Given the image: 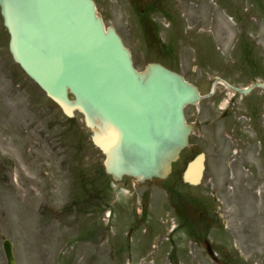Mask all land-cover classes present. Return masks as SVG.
I'll return each mask as SVG.
<instances>
[{
    "label": "rangeland",
    "instance_id": "1",
    "mask_svg": "<svg viewBox=\"0 0 264 264\" xmlns=\"http://www.w3.org/2000/svg\"><path fill=\"white\" fill-rule=\"evenodd\" d=\"M95 1L106 25L131 49L138 69L153 61L166 63L203 93L224 66L245 60L240 58L244 37L253 43L254 58L264 60V0ZM150 1L159 7L145 13L154 28L144 29V37L138 15ZM202 3L211 8L207 25L203 11L195 10ZM154 36L174 49L172 57L159 47L162 43L154 45ZM253 95L263 98L252 94L239 99L240 130L225 132L220 122L203 123L213 107L217 115L227 107L232 92L222 84L212 98L186 109L195 129L175 166L181 168L191 150L207 154L202 184L176 188L192 200L190 213L198 217L203 211L210 224L195 218V239L179 225L167 181L133 180L117 194L115 182L106 184L104 155L92 143L84 116L78 111L71 119L65 116L14 63L1 18L0 156L10 161L7 172L13 179L9 183L0 177V264H8L4 238L13 242L17 264H221L212 261L199 240L205 232L219 259L225 250L232 264H264V149L254 132L255 125L262 126L264 109L255 122ZM4 170L0 163L6 175ZM142 210L145 221L139 223ZM149 224H156L155 230ZM133 225L140 227L130 234L131 246L126 238Z\"/></svg>",
    "mask_w": 264,
    "mask_h": 264
},
{
    "label": "water",
    "instance_id": "2",
    "mask_svg": "<svg viewBox=\"0 0 264 264\" xmlns=\"http://www.w3.org/2000/svg\"><path fill=\"white\" fill-rule=\"evenodd\" d=\"M0 5L14 60L68 117L83 113L114 180L167 178L189 146L192 125L185 106L200 100L198 88L157 62L139 71L94 0H0ZM231 87L247 93L254 85ZM204 170L201 151L187 163L184 182L200 184ZM3 247L9 263L17 264L10 240Z\"/></svg>",
    "mask_w": 264,
    "mask_h": 264
},
{
    "label": "flooded vegetation",
    "instance_id": "3",
    "mask_svg": "<svg viewBox=\"0 0 264 264\" xmlns=\"http://www.w3.org/2000/svg\"><path fill=\"white\" fill-rule=\"evenodd\" d=\"M0 19H1V8H0ZM242 64H238L236 65L237 62L232 63L230 65H227L228 67L224 66V70L225 71H221V73H217L214 76V82L217 81L218 79H223L226 80L228 82H238V81H246V82H262L264 83V60L263 59H258V58H254L253 53L251 54V58L250 59H245V60H241ZM231 71V72H230ZM228 72V73H226ZM262 91H252V94H257V95H262L263 98L261 101H258V98L256 95H253V97L251 98L250 103L252 102V104L254 105V109L252 110V114L255 118V122H258V115H259V111H261V109H264V89L261 88ZM227 93V92H226ZM240 97L237 96H232L230 97V100L228 101L227 107L225 109L222 110V112L219 114L218 118H215L217 116V113L215 111V108L213 107V109L211 110V112H209V118L205 119L204 125L206 126H210L211 123L214 122H220L221 123V128L223 131L228 132L229 130L231 131H235L240 130V126H239V120L241 119V112L237 111V105L240 107L239 104H241V102L239 101ZM247 104V102H246ZM191 108H194V106H189ZM246 107V106H245ZM214 111V113L212 112ZM261 117V124L262 126H256L255 125V134L257 137V140H259V142L263 145L264 148V112L261 113L260 115ZM252 120V117H251ZM0 163L2 164V169H4L5 167V172L6 175H3L2 172H0V177H4L5 180L7 182H11V179H13V176L11 174H9L7 172V168L9 167L8 164H10L9 160L6 159H2L0 156ZM143 208H145V205L143 206ZM145 210V209H144ZM144 210H142V212H140V215L142 213V215L140 216V221L139 222H144L145 221V216H144ZM156 223V222H154ZM213 224H216L214 222H212ZM150 227V230L153 231L155 230L156 224H149L148 225ZM139 225H133V227L131 228L130 232H132V230L135 229H139ZM129 237H131V235H129ZM143 242V241H142ZM136 244L138 245V243L136 242ZM144 244V242H143ZM142 245V243H141ZM145 247H148L150 245L147 246V244H144ZM144 247V249H145ZM154 251V250H153ZM227 253L225 250L222 251V258L218 259L216 262L221 263V264H232L230 262H227Z\"/></svg>",
    "mask_w": 264,
    "mask_h": 264
},
{
    "label": "bare ground",
    "instance_id": "4",
    "mask_svg": "<svg viewBox=\"0 0 264 264\" xmlns=\"http://www.w3.org/2000/svg\"><path fill=\"white\" fill-rule=\"evenodd\" d=\"M181 7L184 10L190 9V6H188L187 4L182 3ZM195 10H199V11H203L204 13V19L202 20L204 25L208 24V19H207V12L211 10L210 6L208 4H201L200 6H198ZM219 18L221 19V21L223 22V19L221 16H219ZM226 22H223V24Z\"/></svg>",
    "mask_w": 264,
    "mask_h": 264
},
{
    "label": "trees",
    "instance_id": "5",
    "mask_svg": "<svg viewBox=\"0 0 264 264\" xmlns=\"http://www.w3.org/2000/svg\"><path fill=\"white\" fill-rule=\"evenodd\" d=\"M180 217H181V220L183 221V224L186 225L187 224V218H188L187 214L180 211ZM187 226L189 227L190 225L187 224Z\"/></svg>",
    "mask_w": 264,
    "mask_h": 264
}]
</instances>
